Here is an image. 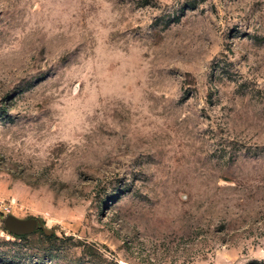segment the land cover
<instances>
[{"label": "rangeland", "instance_id": "rangeland-1", "mask_svg": "<svg viewBox=\"0 0 264 264\" xmlns=\"http://www.w3.org/2000/svg\"><path fill=\"white\" fill-rule=\"evenodd\" d=\"M0 264H264V0H0Z\"/></svg>", "mask_w": 264, "mask_h": 264}, {"label": "water", "instance_id": "water-1", "mask_svg": "<svg viewBox=\"0 0 264 264\" xmlns=\"http://www.w3.org/2000/svg\"><path fill=\"white\" fill-rule=\"evenodd\" d=\"M3 222L6 230L16 236H27L34 231L33 220H20L10 215Z\"/></svg>", "mask_w": 264, "mask_h": 264}]
</instances>
